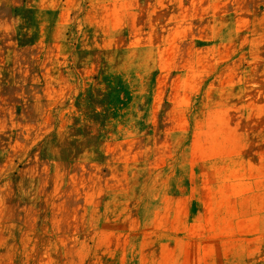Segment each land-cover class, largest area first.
I'll return each instance as SVG.
<instances>
[{"label":"rangeland","instance_id":"374dc122","mask_svg":"<svg viewBox=\"0 0 264 264\" xmlns=\"http://www.w3.org/2000/svg\"><path fill=\"white\" fill-rule=\"evenodd\" d=\"M0 264H264V0H0Z\"/></svg>","mask_w":264,"mask_h":264}]
</instances>
